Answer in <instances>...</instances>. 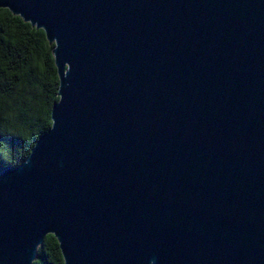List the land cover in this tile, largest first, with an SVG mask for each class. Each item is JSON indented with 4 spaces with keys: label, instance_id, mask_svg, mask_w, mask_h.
<instances>
[{
    "label": "water",
    "instance_id": "obj_1",
    "mask_svg": "<svg viewBox=\"0 0 264 264\" xmlns=\"http://www.w3.org/2000/svg\"><path fill=\"white\" fill-rule=\"evenodd\" d=\"M43 33L49 128L0 171V264H264V0H0Z\"/></svg>",
    "mask_w": 264,
    "mask_h": 264
},
{
    "label": "trees",
    "instance_id": "obj_2",
    "mask_svg": "<svg viewBox=\"0 0 264 264\" xmlns=\"http://www.w3.org/2000/svg\"><path fill=\"white\" fill-rule=\"evenodd\" d=\"M51 47L40 30L0 9V171L22 162L50 126V108L57 101ZM32 264H62L51 235Z\"/></svg>",
    "mask_w": 264,
    "mask_h": 264
}]
</instances>
